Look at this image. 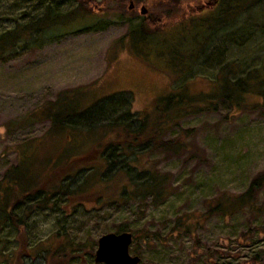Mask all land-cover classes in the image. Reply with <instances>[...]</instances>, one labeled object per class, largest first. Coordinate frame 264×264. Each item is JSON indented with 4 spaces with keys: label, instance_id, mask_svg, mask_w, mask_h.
Instances as JSON below:
<instances>
[{
    "label": "rangeland",
    "instance_id": "rangeland-1",
    "mask_svg": "<svg viewBox=\"0 0 264 264\" xmlns=\"http://www.w3.org/2000/svg\"><path fill=\"white\" fill-rule=\"evenodd\" d=\"M208 1L101 0L94 12H87L76 0H0V32L16 21L40 18L48 5L75 17L55 26L62 34L36 31L25 46L20 42L0 54V196L3 176L13 165H20V184L37 181L51 155L66 143L62 133L54 140L46 134L50 120L45 107L59 93L78 90V103L86 106L101 96L129 90L131 109L151 112L159 96L174 92L172 78L186 71L208 32V22L197 29L193 19L195 9ZM143 16L166 25L154 37L132 43L129 20L134 24ZM262 27L246 44L220 50L226 58L241 57L249 66L258 65L264 54ZM209 63L183 81L191 92L215 88L211 77L216 63ZM255 92L243 94L240 106L219 99L214 110L182 117L164 136L181 142L179 149L149 148L126 158L136 157L137 169L160 178L158 197L150 190L127 197L122 187L133 190L131 180L108 169L102 177L87 170L78 173L70 185L74 189L83 175L90 176L83 190L51 196L44 207L23 214L28 202H16L20 190L14 189L8 208L23 221L16 228L0 207V264H105L94 260L97 238L121 225L134 235L129 252L139 254L138 264H243L254 255L256 264H264V184L248 203L227 213H206L217 197L232 202L264 168V95ZM83 138L68 143L76 145L71 155L90 150ZM93 155L91 151L76 163H94ZM63 175L39 181L31 192L35 200L42 197L41 186L49 188ZM178 222L189 228H180ZM193 222L198 223L193 227Z\"/></svg>",
    "mask_w": 264,
    "mask_h": 264
},
{
    "label": "trees",
    "instance_id": "trees-1",
    "mask_svg": "<svg viewBox=\"0 0 264 264\" xmlns=\"http://www.w3.org/2000/svg\"><path fill=\"white\" fill-rule=\"evenodd\" d=\"M76 1L87 12H94V5L101 0ZM113 1L124 3L127 0ZM170 1L177 3L184 0ZM211 2H213L212 6H206ZM206 5L204 7H211L209 11L202 13L204 7L201 4L195 9L197 13H193V19L197 21L194 24L197 29L202 26V23L208 22L206 27L208 32L205 38L201 40L194 55H191L192 61L187 63L186 71H183L176 78H172L173 85H176L174 87L175 91L159 96L151 112L133 111L131 109L132 95L129 90H121L101 96L86 106L79 105L81 94L79 95L78 90L59 93L55 100L45 107L46 116L50 120V126L46 134H50L54 140L55 135L62 133L67 140L51 155L50 160L52 161H49L47 170L39 180L29 181L28 179L24 182L25 184H20L17 175L19 164L13 165L9 171L5 172L1 187L3 195L0 196V203L3 201V205L0 204V207L6 218L9 221L11 220L16 228L20 227L19 224L23 221V216L8 208L9 196L14 189L20 190L16 202L23 200L28 202L21 213L23 214L25 209L26 212H30L32 209L44 207L50 201L51 196L83 190V184L91 182L86 179L90 176L83 175L84 180L77 183L74 189L70 183L72 178L75 179L78 173L85 170L90 173H98L102 177L104 171L108 169L111 175L127 177L133 183V190L130 191L126 187H122V192L120 191L121 193H127V197H138L148 190L153 191L157 197L160 196L161 191L157 185L160 178L147 169H137L135 162L137 158L131 157V160H128L126 158L129 155H142L149 148L164 147V149L177 150L183 144L177 141L176 138L166 139L164 136L171 127L179 125V120L182 117L204 110H214L219 99H226L235 106H240L242 105V95L254 92V89L257 90L255 93L264 95V54L260 55L262 59L258 65L249 66L244 58H226L224 50H220L225 46L244 45L250 39L251 34L253 35L255 29L262 26L264 29V0H210ZM67 14V12L55 10L48 5L40 18L25 22L16 21L11 28L0 32V54L18 44L21 45L20 42H22L21 46H25L32 40V36L35 35L36 31L43 34H62L63 32L58 30L59 27L55 26L64 25L66 23L65 17L75 18L72 14ZM159 22L160 20L149 19L144 16L134 24L129 20L130 42L138 44L139 40L145 39L148 35L154 37V34L166 25L165 23L159 24ZM221 42L222 44L219 45ZM262 47H264V41ZM209 59L216 63V71L211 77L215 83V88L208 92H191L183 81L194 75L197 70L209 68L207 67V64L208 66L210 64ZM173 64L177 65L176 63ZM184 131L187 133L189 130L185 129ZM77 136L88 139L90 145L88 146L91 148L90 150L85 148L87 151L83 149L71 155V149L76 145L68 143L73 142V139L75 141ZM83 151L88 152V154L91 151L97 154L96 156L93 155V159H91L94 163L84 164V160L80 163L81 165L76 163L78 160L87 158L86 155L88 156V154L84 155ZM55 173L64 174L61 181L54 182L55 184L52 183L46 189H42L45 185L41 186L39 190L42 197L35 200L36 195L31 194L32 189L40 185L39 181L44 182L43 179L46 183L47 177ZM103 180V178H100V181ZM263 184L264 168L251 178L243 192L234 196L232 202L229 203L230 205L226 199L217 197L213 204L208 205L206 213H227L236 205L248 203ZM197 223L193 222V227ZM177 225L180 228H189L188 224L184 222H178ZM122 230H129V228L121 225L116 229V232ZM132 236L134 238L133 234ZM62 251H64V248H62ZM249 260L243 264L249 262L256 264L257 255L250 257Z\"/></svg>",
    "mask_w": 264,
    "mask_h": 264
},
{
    "label": "water",
    "instance_id": "water-1",
    "mask_svg": "<svg viewBox=\"0 0 264 264\" xmlns=\"http://www.w3.org/2000/svg\"><path fill=\"white\" fill-rule=\"evenodd\" d=\"M140 10L141 12L145 11L142 6ZM132 239V232L129 230L102 233L97 238L94 260L105 264H138L139 254L129 252Z\"/></svg>",
    "mask_w": 264,
    "mask_h": 264
}]
</instances>
